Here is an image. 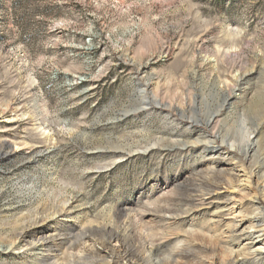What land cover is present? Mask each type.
<instances>
[{
    "label": "rangeland",
    "instance_id": "rangeland-1",
    "mask_svg": "<svg viewBox=\"0 0 264 264\" xmlns=\"http://www.w3.org/2000/svg\"><path fill=\"white\" fill-rule=\"evenodd\" d=\"M0 264H264V0H0Z\"/></svg>",
    "mask_w": 264,
    "mask_h": 264
},
{
    "label": "bare ground",
    "instance_id": "bare-ground-1",
    "mask_svg": "<svg viewBox=\"0 0 264 264\" xmlns=\"http://www.w3.org/2000/svg\"><path fill=\"white\" fill-rule=\"evenodd\" d=\"M141 92H142V96H145V89L143 88V89H141ZM212 120V119H211ZM246 139V141H245V145H247V148H248V145L249 146H252V148H254L255 147V145H257V140H253V139H250V137L248 136V137H245ZM254 138V137H253ZM231 145V144H230ZM245 145H243V146H245ZM231 147L232 148H234L235 149V146L234 145H231Z\"/></svg>",
    "mask_w": 264,
    "mask_h": 264
}]
</instances>
